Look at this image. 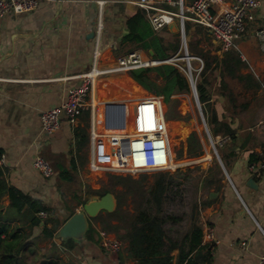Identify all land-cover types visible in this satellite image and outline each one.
Segmentation results:
<instances>
[{
	"label": "crops",
	"instance_id": "obj_1",
	"mask_svg": "<svg viewBox=\"0 0 264 264\" xmlns=\"http://www.w3.org/2000/svg\"><path fill=\"white\" fill-rule=\"evenodd\" d=\"M137 1H41L34 10L0 17V166L10 186L39 198L51 208V214L46 216L51 221L46 225L48 228L56 225L53 236H42L43 222L31 228L26 218L14 215L8 208V195L0 199V225L9 223V231L19 230L18 235L26 242L20 255L29 263L41 264L48 259H57L59 264L119 262L105 256L98 244L85 237L78 241L72 239L73 247L63 250L62 245L68 239H61L56 232L70 216L82 211L86 198L95 200L96 195L85 191L84 175L85 169L91 170L93 142L89 132L93 122L96 121L97 129L104 130L103 134L110 133L105 107L113 104L121 107L126 117L123 125L137 122L136 114L133 117L128 114L130 105L126 102L130 101L131 94L122 87L117 75H110L101 79L104 83L95 82L100 85L97 90L108 99L104 107L101 105L102 111L84 109L75 126L62 119L60 127L51 134L42 131L40 115L48 108L59 106L67 90L77 85L94 63L99 68L113 66L119 56L131 50L153 57L150 49L122 40L129 33L127 19L140 8ZM158 1L170 9L177 7L176 0ZM192 1L183 0V3L189 5ZM259 3L256 18L248 23L246 35L234 43L240 61L229 65V70L221 63L225 52L218 49L206 29L185 22V37L190 39L195 51L216 59L207 72L210 78L207 113L209 116L216 113L219 120V131L212 135L230 136L220 151L226 179L216 185L214 180L202 185L197 205L196 223L202 231L210 226L218 241L209 243L211 261L208 264H258L259 256L264 254V173L257 177L247 169L264 154V49L253 32L264 23V0ZM170 25L177 28L176 21ZM160 32L167 39L175 34L168 25ZM180 49L179 46L170 57L180 53ZM96 52L99 56L95 60ZM126 76L131 78L128 72ZM95 84L92 98L96 96ZM137 100L140 99L135 98L133 102ZM122 103L126 104L127 111ZM185 124H191L190 130L194 127L192 122ZM123 125L116 126L122 129ZM77 127L85 128L84 140L76 135ZM37 157L51 165V176L45 177L35 168ZM210 158L207 151L199 159L206 164ZM94 222L91 221L92 225L100 229V223ZM242 241L248 243L246 248L239 246ZM126 246L124 242L123 262L135 264L128 257ZM172 254L176 264L178 249Z\"/></svg>",
	"mask_w": 264,
	"mask_h": 264
},
{
	"label": "trees",
	"instance_id": "obj_2",
	"mask_svg": "<svg viewBox=\"0 0 264 264\" xmlns=\"http://www.w3.org/2000/svg\"><path fill=\"white\" fill-rule=\"evenodd\" d=\"M166 8H171L166 6ZM129 33L122 40L138 43V47L152 49L153 57L157 59H167L179 49V34L175 33L169 39L160 30H155L147 18L144 9L139 8L126 21ZM164 28V27H163ZM184 30L187 34V26L184 23ZM165 31V30H164ZM188 51L193 53L195 47L188 42ZM203 60V66L195 86L198 99L206 121L212 134L219 131V120L216 113L209 116L207 108L210 102V78L207 72L211 69L214 57L210 59L207 54L197 51ZM240 61L238 51L232 47L226 51L221 59L222 65L228 68L229 65H237ZM129 76L136 81L143 89L155 96H158L167 105V118L179 119L175 107L178 99L173 97L179 93H192V86L188 76L176 65L172 63H161L154 67L136 68L128 71ZM225 125V124H224ZM86 134L84 127L76 128V135L84 140ZM187 152L189 155L197 156L202 152V147L195 132H191L187 138ZM122 189L116 196L117 206L112 212L99 213L89 220V228L85 239L94 244H98L102 251L110 254L112 258L118 259V264H124L121 251L109 252L99 244L100 237L98 230L91 221L100 222L101 228L113 232L116 237L126 242L128 257L135 260V264H173L174 255L172 251L178 249L176 264H208L211 261V247L209 244H201L202 227L196 223L195 212L197 206L194 205V216L190 230L181 237L174 238L168 235L164 224L167 220L175 219L174 216H162L161 209L165 193L170 181L167 173L159 172L153 181L147 195L139 181L134 180L130 175H114ZM85 191L91 195L103 196L107 192H112L109 188L93 189L85 186ZM131 194L133 200V211L127 212L121 209L123 196ZM8 195V208L14 215L26 218L31 228L39 226L43 222L40 235L51 237L54 235L56 225L48 228L46 223L49 218L42 219L39 212L51 214V208L43 204L39 198H34L24 194L19 189L10 186L4 176L0 166V199ZM85 200L83 201V203ZM152 204L154 212H151L146 205ZM7 219V218H6ZM116 220V222H112ZM9 223L0 225V264H35L24 259L20 252L26 247V242L22 235H18L19 230H8ZM72 239L66 241V248H72ZM68 246V247H67ZM41 264H59L57 259L43 260Z\"/></svg>",
	"mask_w": 264,
	"mask_h": 264
},
{
	"label": "built area",
	"instance_id": "obj_3",
	"mask_svg": "<svg viewBox=\"0 0 264 264\" xmlns=\"http://www.w3.org/2000/svg\"><path fill=\"white\" fill-rule=\"evenodd\" d=\"M41 1L50 0H0V17L34 10ZM168 2L171 3V1ZM159 3L158 0L137 1V5L145 10L155 30L162 29L175 19L179 21L182 30L184 23L190 21L196 26L205 28L221 52L230 50L235 41L246 35L248 23L255 20L260 4L259 0H193L189 5H185L183 0H176L174 3L177 5V10H174L161 6ZM253 32L264 49V23ZM98 56L96 52L95 60ZM190 59L191 56L187 61L189 69ZM177 60L176 55L167 59H157L152 56L144 57L137 50H131L119 56L113 66L99 68L94 63L92 68L81 77V81L67 90L66 97L59 106L42 111L40 115L42 131L47 134L55 132L60 127L62 119H66L72 126H75L84 109L90 110L91 108L99 112L96 100L91 94L96 80L101 75L154 67L161 63L176 65ZM187 76L191 83L193 75L188 74ZM197 78L194 79L195 83ZM162 105L164 106L162 99L155 95L144 96L139 100L136 110V121L139 126L137 134H129L121 129L126 121L121 107L116 104L106 106L108 117L105 121H107L106 125L110 133L103 134L104 130L97 129L96 121L93 122L89 132L93 142L89 167L93 170L99 167L102 171L119 174L173 169L169 136L163 125L166 119ZM117 124L121 126L117 127ZM229 139V135L210 136V143L216 149L223 146ZM34 166L45 177L53 174L51 165L41 157L35 159ZM247 169L252 175L260 177L264 173V154L259 160L249 164ZM38 216L45 219L47 214L39 212ZM98 233L101 247L109 252L122 249L124 242L118 239L113 232L100 228ZM216 241L213 229L206 226L203 230L201 244ZM247 244L242 241L239 246L246 248ZM62 249L67 250L63 245ZM258 264H264V254L259 256Z\"/></svg>",
	"mask_w": 264,
	"mask_h": 264
},
{
	"label": "rangeland",
	"instance_id": "obj_4",
	"mask_svg": "<svg viewBox=\"0 0 264 264\" xmlns=\"http://www.w3.org/2000/svg\"><path fill=\"white\" fill-rule=\"evenodd\" d=\"M174 10H177V7ZM173 21H176L177 28L170 27V29L174 30L175 33L179 34V45L181 47L180 53L176 54V56L178 57V60L176 61V66H178L186 75L192 74L193 81H194L195 77H199V74L201 72L200 67L201 65H203V60L201 59L197 51H194L193 53H190L188 51L189 55L191 56L190 65H189L191 71L189 72L190 69L185 65L186 60L183 58L184 57V43L181 37V27L177 19ZM184 29L185 28L183 27V30ZM185 40H186V46L188 48V42H190V39L187 40V38L185 37ZM194 41L195 40H193V43ZM197 49H199L198 43L196 44V50ZM126 73L127 72H118V73H112L108 75H101L97 79L96 82L98 81L101 82V79L105 78L106 76L108 77L110 75H117V78H118V77L123 76ZM96 94L97 95L94 96L93 99L99 100L101 98V93L96 92ZM148 95L151 96L154 94L146 92L144 96H148ZM104 97L105 99L101 101L102 103L106 104V101L108 99L106 98V96ZM173 97L178 99L175 109L177 113L181 116L179 119L167 118L166 113H167L168 108L165 103L163 106L164 117L166 119L164 120L163 125H164L165 130H167V134L169 136V144L171 147L170 158L172 157L171 159L172 163L180 161V160L192 161L190 165H186L184 167H174L173 169L167 170V171L142 172V173H136V174H119V173H114V172H109V171H102L100 170V168H96L95 170L85 169L84 175H86L85 186H88L93 189L109 188L111 189L114 195L117 194L118 191L122 189V186L120 185V183H118L117 179L114 178L113 176L114 175H122V176L130 175L134 180L139 181L141 186H143L145 194L147 195L158 173L159 172L167 173V179L170 181V184L168 185V189L165 193V197H164V201H163L162 209H161V215L164 217L166 216L175 217V219L167 220L164 224V227L168 235L174 238H177V237L179 238L183 236L185 233H187L191 228V224H192V220L194 216L193 208H194V205L196 206L198 205L200 194L202 192L201 186L205 185V183H207L208 180L216 181L215 182V185H216L220 180L226 179V170H225V166L222 165L221 163L222 162L221 157H220L221 147H217L216 149H214L211 146L210 136L213 137L214 135H212L210 127L202 111V108L200 109V107H198L193 93H190V94L179 93V94H175ZM130 101L126 102L127 106L130 105ZM97 106H98L97 109L99 110V112L100 110L102 111L100 104L97 103ZM174 121H181L184 123L192 122L194 123V127H192V129L183 138H181L173 134L172 126L176 124V122ZM191 132L196 133L199 139V142L201 144V147H202V152L197 156L189 155L187 152L186 138ZM207 151L211 155V158L207 161L206 164H202L199 158L204 156ZM88 155L89 153L86 152V157ZM98 198L99 196L96 195V197L93 199H98ZM132 199L133 198L131 194H125L122 199L123 202H122L121 209L131 213L133 211L132 209L133 200ZM89 200L90 199L86 198L85 202ZM146 207L151 212H154V207L152 204H147ZM197 211L195 212L196 219H198ZM92 221H95L94 223L97 222L96 220H92ZM112 222H116V220H112ZM56 235H58V231L56 232ZM100 250L105 256L111 257L110 254H107L106 252L102 251V249ZM121 252L123 251L121 250Z\"/></svg>",
	"mask_w": 264,
	"mask_h": 264
},
{
	"label": "water",
	"instance_id": "obj_5",
	"mask_svg": "<svg viewBox=\"0 0 264 264\" xmlns=\"http://www.w3.org/2000/svg\"><path fill=\"white\" fill-rule=\"evenodd\" d=\"M168 27H171L168 24ZM181 37L184 43V59H186L185 65L188 66L189 52L186 46L185 33L184 30H181ZM150 53L153 54L152 49ZM192 93L194 95L195 101L201 109V104L198 99V94L195 86V82L191 81ZM253 180L250 179L249 183H252ZM117 200L115 195L112 192H107L103 196L95 200H89L82 205V211L75 212L70 216L65 223L58 229V237L61 239H75L82 240L85 237V233L88 230L89 218L95 217L101 211L112 212L116 209Z\"/></svg>",
	"mask_w": 264,
	"mask_h": 264
},
{
	"label": "bare ground",
	"instance_id": "obj_6",
	"mask_svg": "<svg viewBox=\"0 0 264 264\" xmlns=\"http://www.w3.org/2000/svg\"><path fill=\"white\" fill-rule=\"evenodd\" d=\"M119 78L122 81L121 82L122 87L127 88L128 92L132 96L130 99L131 101H130V107L128 110V114H130L133 117L136 114L137 105H138V102L134 103L133 100L135 98L141 99L146 94V91L140 85H138V83L136 81H134L133 79L126 76V74H124L123 76H121ZM101 83H104V81H101ZM97 88L99 90V88H100L99 84L96 85L95 92H99L97 90ZM101 96H102V94H101ZM104 99H105V97L103 95V98L101 97L99 100L98 99L97 100L95 99V100H96V103L100 104V106L103 104V107H104L105 104L102 103V101H101ZM121 105L124 106V108H125L124 111H127L126 110V104L124 105V103H122ZM174 122H176V124L172 126L173 134L183 138L190 131V125L191 124H185L181 121H174ZM122 130L125 131L126 133H129V134H137L139 132V126H138L137 122L133 123L132 121H130V122H128V124L123 125ZM199 160L201 161V159H199ZM191 162L187 161V160H180V161L172 163V167L173 168L174 167H184L186 165H189ZM97 168H99V167H97Z\"/></svg>",
	"mask_w": 264,
	"mask_h": 264
}]
</instances>
